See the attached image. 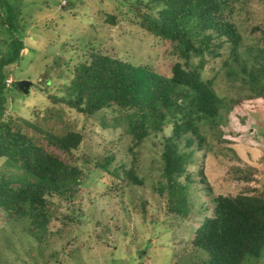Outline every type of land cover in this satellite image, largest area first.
Segmentation results:
<instances>
[{"label": "rangeland", "instance_id": "rangeland-1", "mask_svg": "<svg viewBox=\"0 0 264 264\" xmlns=\"http://www.w3.org/2000/svg\"><path fill=\"white\" fill-rule=\"evenodd\" d=\"M60 1L6 0L18 9L15 15L23 24L25 48L16 63L3 69L13 83L6 92L5 113L37 121L43 128L55 123L60 132H81L83 139L74 155L77 166L88 174L70 201L58 203L52 198L50 229L39 247L27 232L25 218L10 220L0 213V264H203L206 253L192 252L188 240L202 215L210 213L212 198L264 194V119L258 103L264 99V85L256 97L240 82L241 63L228 58L223 65L225 54L208 60L202 76L212 80L223 106L213 129L202 126L206 137L202 148L193 146L194 161L188 165L193 179L191 215L167 213L157 188L163 184L161 137L169 134L170 127L150 134L131 154L129 135L122 127L109 125L114 112L105 109L86 118L61 103H51L44 88L56 96L66 93L73 67L85 59L92 39V44L99 43L133 64H148L165 74L175 57L164 53L158 40L139 25L129 8L133 0H68L63 8ZM229 1V18L241 34L240 56L251 62L258 48H264V0ZM5 11L3 5L1 15ZM107 14H114L117 22H107ZM6 37L0 26V51ZM24 79L30 81L26 93L15 88ZM228 131L243 141H232ZM244 131L251 133L249 140L242 136ZM106 155L113 156L110 171L120 173L117 188L110 184L112 176L95 164ZM119 165L125 169L132 165L141 183H129ZM0 170L7 176L19 173L15 167H4L1 158ZM245 264H264V250Z\"/></svg>", "mask_w": 264, "mask_h": 264}, {"label": "trees", "instance_id": "trees-1", "mask_svg": "<svg viewBox=\"0 0 264 264\" xmlns=\"http://www.w3.org/2000/svg\"><path fill=\"white\" fill-rule=\"evenodd\" d=\"M0 5L6 6L0 26L7 36L0 51V158L4 167L19 170L13 176L0 170V213L10 220L25 218L27 232L39 247L50 229L52 198H58V203L70 201L88 174L77 166L74 155L83 134L60 132L55 123L43 128L37 121L5 113L6 92L13 83L6 85L9 75L3 69L19 60L25 45L23 24L15 15L18 9L6 0H0ZM129 8L162 51L175 57L169 74L148 64H133L99 43L92 44V39L85 59L73 67L66 93L56 96L44 90L51 103H61L86 118L110 109L116 115L109 125L122 127L129 135L131 154L150 134L170 127L169 134L161 137L163 184L157 191L164 197L167 213L187 218L193 209L189 197L193 179L188 170L194 161L193 146L202 148L206 137L201 128L207 124L213 129L223 106L212 80L205 79L202 71L208 60L225 54L222 64L228 58L241 63L240 82L258 97L264 85V48H258L251 62L241 58V34L229 18V0H133ZM105 20L113 25L117 17L107 14ZM259 101L264 119V99ZM228 133L232 141H243L240 135ZM250 135L244 131L242 136L249 140ZM112 161L113 156L106 155L95 164L112 176L110 184L117 188L120 173L110 171ZM119 169L129 183H141L132 165L128 169L119 165ZM201 207L208 209L205 203ZM188 244L192 252L206 253L203 264H245L259 258L264 250V194L214 196L210 213L202 215Z\"/></svg>", "mask_w": 264, "mask_h": 264}, {"label": "water", "instance_id": "water-1", "mask_svg": "<svg viewBox=\"0 0 264 264\" xmlns=\"http://www.w3.org/2000/svg\"><path fill=\"white\" fill-rule=\"evenodd\" d=\"M29 85H30V81H28V80H19V81H17V83H16V87L20 90V91H22V92H24V93H26L27 91H28V87H29Z\"/></svg>", "mask_w": 264, "mask_h": 264}, {"label": "built area", "instance_id": "built-area-1", "mask_svg": "<svg viewBox=\"0 0 264 264\" xmlns=\"http://www.w3.org/2000/svg\"><path fill=\"white\" fill-rule=\"evenodd\" d=\"M66 2H67V0H61V1H60V6L65 5ZM5 83H6V85H9V84L11 83V79L7 78V79L5 80Z\"/></svg>", "mask_w": 264, "mask_h": 264}, {"label": "clouds", "instance_id": "clouds-1", "mask_svg": "<svg viewBox=\"0 0 264 264\" xmlns=\"http://www.w3.org/2000/svg\"><path fill=\"white\" fill-rule=\"evenodd\" d=\"M59 7H60V5H59Z\"/></svg>", "mask_w": 264, "mask_h": 264}]
</instances>
